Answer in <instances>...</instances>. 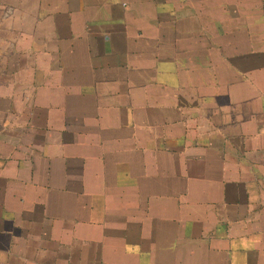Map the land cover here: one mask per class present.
<instances>
[{"label":"crops","instance_id":"1","mask_svg":"<svg viewBox=\"0 0 264 264\" xmlns=\"http://www.w3.org/2000/svg\"><path fill=\"white\" fill-rule=\"evenodd\" d=\"M0 264H264V0H0Z\"/></svg>","mask_w":264,"mask_h":264}]
</instances>
